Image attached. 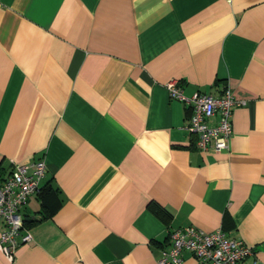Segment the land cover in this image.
Returning <instances> with one entry per match:
<instances>
[{"label":"crops","instance_id":"obj_1","mask_svg":"<svg viewBox=\"0 0 264 264\" xmlns=\"http://www.w3.org/2000/svg\"><path fill=\"white\" fill-rule=\"evenodd\" d=\"M173 79L245 101L225 149L196 148ZM37 159L0 264H160L185 226L264 264V0H0V181Z\"/></svg>","mask_w":264,"mask_h":264},{"label":"built area","instance_id":"obj_2","mask_svg":"<svg viewBox=\"0 0 264 264\" xmlns=\"http://www.w3.org/2000/svg\"><path fill=\"white\" fill-rule=\"evenodd\" d=\"M165 87L170 99L191 106L187 129L195 136L197 149L220 152L228 146L232 110L244 105V100L235 98L229 87L218 96L198 91L186 96L174 79ZM213 117L215 121L210 124L208 120ZM45 170L44 159L16 164L0 181V221L3 224L0 243L8 255H13L21 243L31 239L20 210L31 194L39 192ZM170 241V249L162 252L158 260L160 264H179L184 251L193 254L201 264H239L252 254L250 247L240 239L227 237L221 229L205 231L194 226L180 227L170 233Z\"/></svg>","mask_w":264,"mask_h":264}]
</instances>
